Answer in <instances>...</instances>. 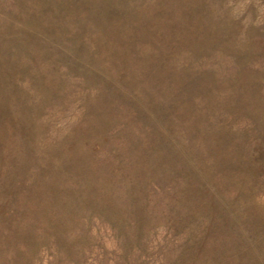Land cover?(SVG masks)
<instances>
[{"label":"rangeland","instance_id":"obj_1","mask_svg":"<svg viewBox=\"0 0 264 264\" xmlns=\"http://www.w3.org/2000/svg\"><path fill=\"white\" fill-rule=\"evenodd\" d=\"M0 264H264V0H0Z\"/></svg>","mask_w":264,"mask_h":264}]
</instances>
